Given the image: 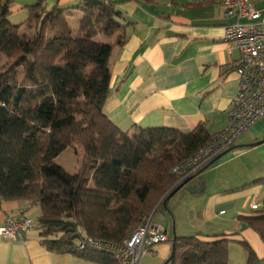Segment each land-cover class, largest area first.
Returning <instances> with one entry per match:
<instances>
[{
  "label": "trees",
  "instance_id": "trees-1",
  "mask_svg": "<svg viewBox=\"0 0 264 264\" xmlns=\"http://www.w3.org/2000/svg\"><path fill=\"white\" fill-rule=\"evenodd\" d=\"M10 4L0 0V206H37L36 229L51 253L117 264L109 254L77 250V241L121 245L160 207L170 215L167 198L181 185L172 169L213 136L200 125L188 133L166 127L122 131L109 120L110 58L125 43L128 25L115 3L79 0L46 9L39 0L25 7L27 18L19 25L9 21ZM77 14L73 26L69 20ZM115 34L113 44L98 40ZM68 149L83 154L73 174L55 163ZM254 184H264V177ZM240 220L264 244V202ZM168 237L171 243L173 233ZM229 244L224 237H175L167 264H229ZM240 244L246 264H260L251 246Z\"/></svg>",
  "mask_w": 264,
  "mask_h": 264
},
{
  "label": "crops",
  "instance_id": "crops-1",
  "mask_svg": "<svg viewBox=\"0 0 264 264\" xmlns=\"http://www.w3.org/2000/svg\"><path fill=\"white\" fill-rule=\"evenodd\" d=\"M108 1L123 15L122 24H128L125 43L115 46L110 58V94L104 104L109 120L122 131L166 127L188 133L200 125L212 136L221 132L238 88L234 70L238 54L223 41L229 20L221 4L217 0ZM78 3L51 2L59 8ZM253 7L259 21L264 22V0H253ZM78 19L77 14L69 21L76 26ZM116 36H99L98 40L113 44ZM261 140L264 118L188 183L187 189L202 182L201 193L186 191L168 200L176 237L198 236L205 241L227 238L229 264L236 263L235 256L238 264H246L247 253L240 244L246 242L264 264L263 242L240 220L254 215L251 205L264 202V184H254L264 177V143L253 145ZM32 208L27 201L3 202L0 226L19 212L27 216ZM152 219L168 235L166 219L162 216L155 221L154 215ZM0 264L92 263L69 253L47 251L34 229L23 242L0 239Z\"/></svg>",
  "mask_w": 264,
  "mask_h": 264
},
{
  "label": "built area",
  "instance_id": "built-area-1",
  "mask_svg": "<svg viewBox=\"0 0 264 264\" xmlns=\"http://www.w3.org/2000/svg\"><path fill=\"white\" fill-rule=\"evenodd\" d=\"M229 20L224 27L223 41L238 59L234 70L238 76L237 93L229 105L225 128L212 141L190 158L177 164L171 171L178 182L195 178L211 162L234 147L236 142L256 122L264 118V22L253 7V0H217ZM262 205L253 204L251 210ZM36 229V224L25 212L8 217L0 226V239L23 242L25 235ZM78 233H81L78 230ZM82 234V233H81ZM163 228L146 218L139 228L121 245H113L83 237L76 243L79 251L92 250L111 255L117 264H140L145 255L155 254L157 245L168 243Z\"/></svg>",
  "mask_w": 264,
  "mask_h": 264
},
{
  "label": "rangeland",
  "instance_id": "rangeland-1",
  "mask_svg": "<svg viewBox=\"0 0 264 264\" xmlns=\"http://www.w3.org/2000/svg\"><path fill=\"white\" fill-rule=\"evenodd\" d=\"M39 0H11L10 4V16H9V21L13 25H19L22 24L26 18H27V10L25 7L27 6H32L37 3ZM44 3V6L46 9H51L53 6L51 2L53 0H42ZM80 17V15H79ZM5 64V61L2 60L0 62V67ZM82 151L80 149L78 150H72L68 149L65 152H63L59 157L56 158L55 163L62 167L66 172L73 174L76 172L82 162ZM190 184V183H189ZM184 186L181 189V192L179 194H176L175 196L172 197V199L179 198L183 194L185 195L186 191L188 192V185ZM177 196V197H176ZM175 197V198H174ZM167 209L169 210V207L167 205ZM158 211V212H157ZM154 214L155 221H158L162 216L166 219V230L168 233V236L172 234V223L169 214L166 212V210L163 207H160ZM40 210L37 206H33V208L29 211L27 217L30 218L32 221L36 222L37 218L39 217ZM185 235H190V234H185ZM170 248H171V243H165V244H160L157 245L154 248V251L156 252L155 254L151 255H145L141 258L140 264H163L169 257L170 255ZM162 257H165L162 260ZM238 257L235 256V264L237 263Z\"/></svg>",
  "mask_w": 264,
  "mask_h": 264
},
{
  "label": "water",
  "instance_id": "water-1",
  "mask_svg": "<svg viewBox=\"0 0 264 264\" xmlns=\"http://www.w3.org/2000/svg\"><path fill=\"white\" fill-rule=\"evenodd\" d=\"M262 143H264V140H261V141H259V142H257V143H255V144H253V145H260V144H262ZM231 150V149H230ZM229 150V151H230ZM229 151H227V152H225V153H223L221 156H219L218 158H216L213 162H211L208 166H207V168L209 167V166H211L215 161H217V160H219L222 156H224L226 153H228ZM206 169V168H205ZM193 178H190V179H188V180H186V181H184L183 183H181V185L167 198V200H169L177 191H179L181 188H183L184 186H186L191 180H192ZM202 189H203V183L202 182H200V184L198 185V187H196V188H192V187H190V188H188V192L191 194V195H197V194H199V193H201L202 192ZM166 200V201H167ZM165 204H166V202H164L163 203V206H165ZM173 233V235H174V238L172 239V241H171V245L174 243V241H175V234H174V232H172ZM171 258V257H170ZM169 258V259H170ZM168 261L169 260H167V262H165V264H167L168 263Z\"/></svg>",
  "mask_w": 264,
  "mask_h": 264
}]
</instances>
